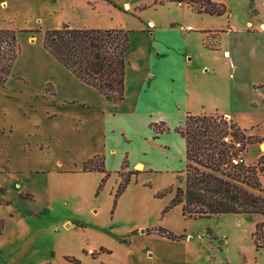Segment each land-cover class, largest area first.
<instances>
[{
	"label": "crops",
	"instance_id": "obj_1",
	"mask_svg": "<svg viewBox=\"0 0 264 264\" xmlns=\"http://www.w3.org/2000/svg\"><path fill=\"white\" fill-rule=\"evenodd\" d=\"M213 1L226 5L228 11L197 13L218 17L220 24H202L194 17L195 25L188 32L195 36L197 52L207 55L197 61L199 74L216 76L222 71L234 79L229 92L231 109H223L206 96L215 94L209 76L196 85L195 50L186 48L184 56L188 64L193 63L195 74L171 70L164 76L158 61L163 46L154 19L148 21L153 24L151 30L137 27L128 32L124 96L116 103L79 79L43 45L45 30L64 23L75 28L111 27L88 22L101 16L99 2L91 8H76L71 0H0V29H14L18 45L11 71L0 83V236L12 222L38 214L33 204L51 192L38 179H71L73 190L91 193L104 176L102 171L82 170L94 155L103 156L111 182L123 170H139L138 174L153 178L152 172L168 167L166 161L177 156L184 159V170L186 139L175 128L184 125L187 113H220L234 119L238 110L264 107V98L257 106L264 96V32L260 29L264 0ZM168 24V30L173 28V23ZM217 57L224 63L220 68L215 64ZM161 122L167 129L156 132L151 124ZM172 196L173 192L165 194L155 208L140 200L132 212L136 219L118 234L125 253L114 262L102 259L103 264H197L190 239L183 236L185 229L176 231L160 217L161 207ZM17 204L28 208L22 212ZM64 204L76 212L70 201ZM175 206L181 211V204ZM63 224L84 226L77 217L66 218ZM159 224L182 237L172 240L147 232ZM98 247L101 256L111 251L104 245Z\"/></svg>",
	"mask_w": 264,
	"mask_h": 264
},
{
	"label": "rangeland",
	"instance_id": "obj_2",
	"mask_svg": "<svg viewBox=\"0 0 264 264\" xmlns=\"http://www.w3.org/2000/svg\"><path fill=\"white\" fill-rule=\"evenodd\" d=\"M179 1L182 2L181 5L178 4ZM71 2L76 8H91L99 2L98 4L102 6L101 16L90 18L88 21L94 26L107 25L111 26L109 28L120 27L129 31L137 27L151 30L153 24L149 25L148 21L154 19L157 22L156 27L160 29L158 37L163 46L158 61L162 63L164 76L172 73L171 70L178 73L187 72V75L194 73L193 63L188 64L184 56L186 48L195 50L196 85L209 76V80L215 85V94L210 96L206 93L208 99L213 101L214 98V102L223 109L232 108L229 92L234 79L222 71H218L216 76L213 72L200 75L197 61L200 60L199 58L203 61L207 55L197 52V41L190 31L179 29V25L194 26V17L202 24H220L218 17L197 13L199 7L197 2L189 0H71ZM108 9L111 10L110 13ZM201 19L205 21L201 22ZM168 22L173 23V28L169 30ZM198 25L199 23L196 22V27ZM207 43L210 46L215 45L208 41ZM5 45L7 44H2L1 50L7 54ZM122 56L126 70L127 51H124ZM0 60L1 64L9 65L13 61L10 57ZM221 63L223 60L220 57L215 58L218 68ZM252 97L254 101L258 100L255 96ZM263 98L264 96L259 97L257 106ZM197 99L196 97V106ZM235 113L234 119L220 113H187L186 117L192 116L188 117V123L183 127L185 133H191L195 128L197 131L198 125L202 124V120H196L195 116L205 117L206 123L211 122L207 132L199 136L201 142L198 143L200 148L196 151V156L187 162L201 170L212 171L236 182L254 194L264 195V107L238 110ZM221 116H224L238 136L249 137L251 145L246 151L250 162L248 166L230 167L225 162L216 163L215 158L218 156L216 150L219 148L220 139L215 134L221 128L222 131L228 129V124L214 127L216 122L213 118H217L220 122ZM158 127L165 126L158 125ZM204 129L205 126L202 127V130ZM215 145L217 146L214 147ZM166 162L168 167L158 168L152 172L153 178L149 174L146 176L131 173L129 181L119 195H116L118 185L128 171H120L117 179L112 182L111 179L107 180L108 176L98 189L103 176L91 193L73 190L71 179H38L37 183L48 193L51 192L47 199L39 198L40 203L36 204V207L33 204V209L38 214L12 222L8 231L0 236V264H103L102 259L116 261L122 253H125V246L120 242L118 234L126 232L128 226L136 219L132 212L134 207L139 205V201L155 208L161 201L159 199L163 197L156 196L158 191L169 186L174 190L176 186L183 185L184 182L180 180V177L185 176V169L181 170L185 165L182 156ZM26 197L32 198L30 195ZM66 201H70L76 207V212L69 211V208H72L70 205L68 210L66 209L64 204ZM166 205L161 207L160 217L162 219L164 217V222L176 231L182 232L185 229L183 236L190 239L191 251L195 258L198 256L197 264H264V226L260 229L256 227L257 223L264 222V214L221 213L209 218L194 219L183 217L178 206H173L163 213ZM17 206L22 212L28 208L25 204H17ZM74 217L81 219L84 226L66 227L63 224L66 218L74 219ZM157 226L169 228L162 224ZM100 245L109 247L111 251H106V255L101 256L98 247ZM89 249L95 252L91 254L88 252Z\"/></svg>",
	"mask_w": 264,
	"mask_h": 264
},
{
	"label": "trees",
	"instance_id": "obj_3",
	"mask_svg": "<svg viewBox=\"0 0 264 264\" xmlns=\"http://www.w3.org/2000/svg\"><path fill=\"white\" fill-rule=\"evenodd\" d=\"M199 4L198 12L214 15H223L228 9L226 5L213 0H189ZM129 30L124 28H102V27H70L64 23L59 27L47 29L44 32V47L66 68L85 83L95 87L106 98L118 103L124 96V75L125 60L122 53L129 48ZM5 45L7 54L1 50L2 44ZM18 52L16 42V31L14 29H0V59L9 58L14 61ZM7 56H6V55ZM1 61V60H0ZM12 61V63H13ZM12 64L0 63V83H3L11 71ZM188 115L183 126L176 127L186 139V158L192 160L196 156V151L201 142L199 136L207 132L211 122H205V117H194L202 120L191 133H185L183 127L188 123ZM216 122L215 128L221 124H228L224 116L220 122ZM156 132H161L167 128H159L163 123H152ZM205 129L202 130V127ZM231 125L228 124V129ZM213 129V126H212ZM218 130L215 134L219 139L220 134L228 131ZM201 133V134H200ZM237 133V132H236ZM214 134V132H213ZM216 150L218 156L215 160L220 164L226 160V150L223 144H218ZM215 145L214 147H216ZM215 151V150H214ZM126 162L122 168L126 167ZM83 171L98 170L104 172L98 189L105 182L109 173L104 169L103 156L94 155L87 159L82 166ZM137 175L139 170L128 171L123 175L118 185L116 195H119L130 179V174ZM184 183L182 186L166 187L156 193L157 197L164 196L173 192L169 203L164 207L163 213L171 207L181 204V213L185 218H209L221 213H255L264 214V195L254 194L240 184L228 180L212 171L201 170L196 166L186 163L185 176L180 177ZM264 226V222L257 223V229ZM148 233H155L168 239L177 240L182 234H175L163 226H154L147 229ZM259 246V245H258ZM101 251H107L101 248Z\"/></svg>",
	"mask_w": 264,
	"mask_h": 264
},
{
	"label": "built area",
	"instance_id": "obj_4",
	"mask_svg": "<svg viewBox=\"0 0 264 264\" xmlns=\"http://www.w3.org/2000/svg\"><path fill=\"white\" fill-rule=\"evenodd\" d=\"M178 4L181 5L182 2L179 1ZM179 29L188 31L192 30L193 26L191 24L179 25ZM260 29L264 32V24H261ZM237 134L229 127L228 131L222 134L220 138V143L224 145L226 150L225 164L230 167L248 166L250 162L247 159L246 151L251 145L248 140L249 137L241 134L238 136ZM88 252L93 254L95 251L89 249Z\"/></svg>",
	"mask_w": 264,
	"mask_h": 264
},
{
	"label": "bare ground",
	"instance_id": "obj_5",
	"mask_svg": "<svg viewBox=\"0 0 264 264\" xmlns=\"http://www.w3.org/2000/svg\"><path fill=\"white\" fill-rule=\"evenodd\" d=\"M264 24V23H263ZM263 148H264V144H263Z\"/></svg>",
	"mask_w": 264,
	"mask_h": 264
}]
</instances>
